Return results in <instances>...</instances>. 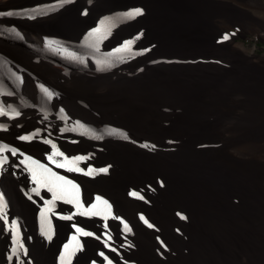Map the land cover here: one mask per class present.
Listing matches in <instances>:
<instances>
[{"label":"bare ground","instance_id":"obj_1","mask_svg":"<svg viewBox=\"0 0 264 264\" xmlns=\"http://www.w3.org/2000/svg\"><path fill=\"white\" fill-rule=\"evenodd\" d=\"M246 34L264 38L263 0H0V264H264V56Z\"/></svg>","mask_w":264,"mask_h":264},{"label":"snow or ice","instance_id":"obj_2","mask_svg":"<svg viewBox=\"0 0 264 264\" xmlns=\"http://www.w3.org/2000/svg\"><path fill=\"white\" fill-rule=\"evenodd\" d=\"M133 14H135V15L142 14V9L138 8V7L137 8H133L131 10V12L127 13V15H129V16H132ZM7 15L11 16L12 13H7ZM229 38L230 37H229V35L227 33L223 34V37H222L223 40H228ZM123 43L127 44V43H129V41L125 40ZM116 50L119 51L120 49L117 48ZM144 51H147V49H144ZM0 115H3V112H0ZM17 115H19V113H17ZM18 139L23 141V140L29 139V137L26 136V135H20L18 137ZM44 142L46 144L47 143H51V141H47V140L44 141ZM51 147H52L53 150L56 149V145L55 144H52ZM9 151L11 152V154L13 156H15L17 154V149L16 148H11V149H9ZM56 155L64 157L65 161L68 160V157L64 156L63 152L56 153L55 151H53V154L49 155L47 157V159L52 161L53 163H55L57 168H65L66 167L65 163H61L59 160L54 159V156H56ZM29 159H31V157H29ZM6 160H7L6 157L0 158V164L6 162ZM72 160L73 161H79V160H81V157L80 156H73ZM32 163L33 164H38L37 161H32ZM38 168H39L40 171H35V170L30 169V171H32L33 182L36 185H38V186L39 185H43L44 187H46L47 191L52 193L53 200L62 199L65 196L71 195L73 198L69 199L67 202L70 203V204L71 203H75L77 206H79V199H78V196H79V185L75 184L72 180H67L63 176H58L55 173H51V170L48 169L44 164H38ZM67 171L75 172V171H83V170L79 169V168H75V167H67ZM89 171H91V169H89ZM99 171L106 172L107 169L104 168V169H100ZM85 174H87V173H85ZM53 177H54V179H52ZM33 192H35L37 194V196L40 195V193H39L37 188H34ZM3 199H4L3 193H0V201H2ZM29 199H31V197H29ZM96 199L99 200L100 197L97 196ZM49 203H51V202H49ZM105 203H107V201H105ZM94 207H95V205H93V208ZM60 218L61 219H71L70 216H61ZM141 218L143 219V217H141ZM145 222L147 223V221H145ZM5 223H7V221H5ZM148 226L152 227L151 224H149ZM72 227H74L76 229V232L82 234L83 236L88 237V236H92L93 235L92 232L86 231L83 227H77L76 225H72ZM50 238L51 237L49 236V239ZM14 239L15 238L13 237V240ZM74 239H75V237H74ZM65 247L67 248L68 246L65 245ZM13 251L15 252L16 249H13ZM113 251H115V249H113ZM100 255L104 256V253L101 252ZM104 258H105V260L108 259L107 257H104ZM108 264H112V262L109 260Z\"/></svg>","mask_w":264,"mask_h":264},{"label":"rangeland","instance_id":"obj_3","mask_svg":"<svg viewBox=\"0 0 264 264\" xmlns=\"http://www.w3.org/2000/svg\"><path fill=\"white\" fill-rule=\"evenodd\" d=\"M234 39L237 42L244 43L249 50H253L257 55L264 56V38L246 34L244 37L238 38L237 36Z\"/></svg>","mask_w":264,"mask_h":264}]
</instances>
